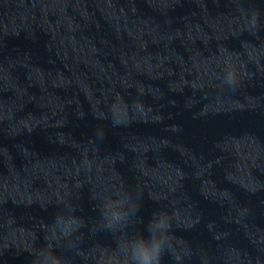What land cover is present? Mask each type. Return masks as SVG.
Listing matches in <instances>:
<instances>
[{"label": "clouds", "instance_id": "clouds-1", "mask_svg": "<svg viewBox=\"0 0 264 264\" xmlns=\"http://www.w3.org/2000/svg\"><path fill=\"white\" fill-rule=\"evenodd\" d=\"M227 82L232 86L237 83L234 74H229ZM119 203L122 205L126 201H120ZM134 210L138 211L136 208ZM127 215L126 211L105 213L106 219L109 220L108 228L113 230V224L124 221ZM170 227L171 225L165 216L150 221L146 228L147 235L141 233L120 246L122 249L119 251L121 264H162L166 250L176 264H179L182 257L176 253L172 242L165 235ZM40 257V264H62L61 257L51 252L41 253Z\"/></svg>", "mask_w": 264, "mask_h": 264}]
</instances>
